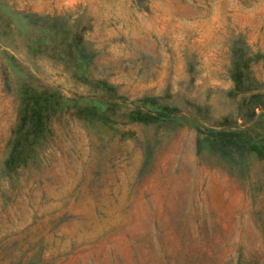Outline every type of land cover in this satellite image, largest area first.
Here are the masks:
<instances>
[{"label":"rangeland","instance_id":"1","mask_svg":"<svg viewBox=\"0 0 264 264\" xmlns=\"http://www.w3.org/2000/svg\"><path fill=\"white\" fill-rule=\"evenodd\" d=\"M211 129L264 143V0H0V264H264Z\"/></svg>","mask_w":264,"mask_h":264},{"label":"trees","instance_id":"2","mask_svg":"<svg viewBox=\"0 0 264 264\" xmlns=\"http://www.w3.org/2000/svg\"><path fill=\"white\" fill-rule=\"evenodd\" d=\"M37 113L31 114L28 119L21 113V127L27 128L25 135L31 131L34 133L41 128V117ZM258 133L255 129L251 130H208L204 139V147L212 152H218L221 155H244L248 150H255L259 154H264V143L260 145L257 140ZM202 142V141H201Z\"/></svg>","mask_w":264,"mask_h":264}]
</instances>
